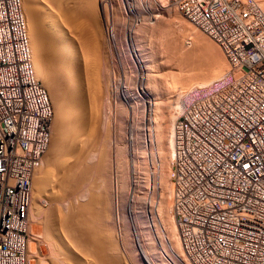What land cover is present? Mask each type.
Listing matches in <instances>:
<instances>
[{
  "label": "built area",
  "instance_id": "built-area-1",
  "mask_svg": "<svg viewBox=\"0 0 264 264\" xmlns=\"http://www.w3.org/2000/svg\"><path fill=\"white\" fill-rule=\"evenodd\" d=\"M231 71L195 89L172 126L170 210L187 264H264V10L167 0ZM53 107L35 76L22 0H0V264H30L32 179Z\"/></svg>",
  "mask_w": 264,
  "mask_h": 264
},
{
  "label": "rangeland",
  "instance_id": "rangeland-1",
  "mask_svg": "<svg viewBox=\"0 0 264 264\" xmlns=\"http://www.w3.org/2000/svg\"><path fill=\"white\" fill-rule=\"evenodd\" d=\"M42 1L43 0H41V2ZM159 1L160 0H156V1L155 0H95L94 11L99 12L98 15L99 17H101L96 23L92 18L88 17V15H86V17L82 16V18L79 17V19L75 23L76 25L72 23L71 24L69 23L67 25V23L64 22L65 20L63 19L59 20L60 18L58 16H57L58 19L57 17H55L56 22H58L61 28L65 29L69 33H72L73 35L72 37H74L73 38L74 50L75 52L79 53V55L81 54V56L79 57L81 63L80 65L83 66V69L87 68L88 72H90V75L91 74L95 75L96 73L94 77L91 75L90 78L92 77V79H95V77H97L94 80L97 89L96 92L99 91L98 92L99 94L98 93L97 94L101 95V93H103L106 90V85H108L109 83H112L113 85L112 86L113 89L111 88L113 92L112 94L113 97H111L110 99L107 98L104 99L105 101H103L102 105H100V109H98L100 110V112L98 111L99 112L98 114L100 113L101 114L98 115L99 116L98 117L99 119L97 118L98 123L95 126L94 130H89L88 128L84 129L83 133H81V135L79 136L81 139L78 137L79 141H77L76 144H73V149L67 156L68 160H66L67 162L65 164L67 165L68 163L70 165L69 169L72 172L74 171L75 168L74 163L79 159L82 160L79 163V166L80 165L81 166L78 168V169L80 168L82 169L81 171L78 170L80 172H76V174L78 173L77 178L81 179V180L79 179V181L81 183L84 182L83 185L81 186L82 188L77 187L75 190L72 189L68 191V193H65L63 195H62V189H60L61 188L60 181L62 178L61 176H63L61 171L62 169L56 167V165L54 164H47L46 162L47 157L50 156V152H52L53 149L52 135L54 133V123H55L54 118H56L55 117L56 108L54 107L55 104L53 103L54 102L53 99H51L52 96L51 94H49L50 92L39 81L45 87L53 107V120L51 125V132L53 133L52 135H50L51 136L50 137L51 143L49 142L50 148L46 154V157H43L45 160L43 164L40 166V168H38V170L34 172V175L36 177L33 176L34 177L33 179L36 180L38 176H41L44 173L45 174L49 173L51 177L50 178L51 185L50 187H47L45 189L44 188L38 189V185L36 184V181L33 182L32 180V195L34 194V197L38 199L35 200L43 212L45 211V213L48 212L50 214H52L53 212V214L56 215L58 214L57 215L58 220L61 218L62 214L70 213L73 208H77V207L79 208L80 205L82 207L88 203H91L90 199L94 204L97 201V199H98L97 203L98 202L101 203L102 200L101 203L102 206L100 207L101 208L103 207L104 209L103 208L102 209L103 210L106 209V211L108 212L101 210L103 214L102 216H100V218L102 221L104 219L105 221L103 222L108 224L107 225L105 224L104 227L103 226L104 223L100 220L98 224L99 226L101 225L102 226L100 228L98 226L97 228L99 229L103 228V229L101 231L99 230L98 233L105 230L103 232L104 233L106 232L105 235L108 236L107 238H109L107 240L108 241L107 249H109V246H110L109 250L111 249L113 250L115 247L119 248L118 255H115L112 252L114 256L111 254V256L113 257L111 256L110 257L113 259L109 258L110 259L109 262L110 263L112 262L111 264H113L114 262H115L114 264H149L150 259L148 258L149 257L148 252L146 254V250H143L144 249L143 244L140 243L141 241L139 240L140 233H138L139 231L136 225L138 224V219L134 214L136 212L141 213L140 211H142L141 208L142 201H146L147 203L148 215L150 216L153 227V232L150 238L152 237L151 239H154L153 244L154 246L156 245L155 248L158 252L159 260L161 264H171L166 258L171 254L173 255L175 254L173 253V250L172 251L170 250L171 246L169 248L167 244V242L170 243L169 234H168L169 228L167 226L174 225V227H176L174 220H172L174 218L170 210L171 183L169 179V172L171 167L170 166L171 158H169L170 156L168 152L171 150L170 148H168V145L165 147L167 149H164L160 144V142L157 140V138H155L154 133H152L153 134L152 136L150 135L149 137L150 139L148 138L149 142L147 147L145 146L144 147L145 149H141V148L139 149L136 145V141H135L136 139H134L135 137L133 135L134 134L133 126L135 125L136 120H138V118L142 116V112L145 110L144 107L145 97L138 88V83L135 78L136 75L134 74L133 69L130 68L132 65L133 67L136 68L138 67L137 55H136L137 53L136 52L134 53L135 45L133 44V36H134L133 32L136 28L135 27L136 25L140 26V24L138 23L139 21L138 19L140 17L142 19L149 18V21H152V16L154 14L160 15L159 17L156 18L157 21L159 22V24H162V26L166 25L165 26L166 30H170L168 29L170 28L169 25L170 22L169 21L166 22V21L168 18H171L172 15L168 14L166 10H169L172 7H169L167 5L166 3L167 0H165V2L163 1L159 2ZM258 1L260 2V0ZM262 1L264 2V0ZM43 2L46 4L45 5L44 3H41L43 7L45 8H47L48 6L51 7L50 5H48L49 2H47L46 0ZM103 3L107 8L106 13H104L105 9ZM131 3L133 4L132 6L133 9L129 8V5ZM161 3L162 5H160ZM163 5L167 6V8L162 7L165 8L166 10L161 9V6ZM23 9H24V4H23ZM178 14L182 17V19L186 21L188 25L190 24L189 26H191L194 30L199 32L196 35L186 36L185 50L188 49V51H190L192 56L195 58V61L197 62L199 61L200 66L202 65L201 66L202 69L201 67L200 69L203 71L206 70L207 72L218 73L222 70L221 62L223 59H225L224 61L227 63L228 71L229 70L231 71L229 63L227 62L224 53L222 52L219 45L216 42H214L212 39H210L207 35H205L200 30H198L194 25H192L180 12ZM26 24L28 23L26 22ZM39 24L42 25V23ZM148 27L150 29L148 28L147 32L146 30L145 31L142 30V32L139 33L141 36L140 39L142 41L143 48L145 47L144 50H147L146 51L147 56L148 57L150 56L149 60H151L150 62L151 65H156L160 57L157 51L158 49L157 45L160 44L161 42L160 39L162 38L163 33L160 32L161 33L160 35L159 31H157L158 27L155 26L154 27L148 26ZM98 28H101L103 31H105L104 33H106L105 37L107 39V43L104 44L105 47L103 46L104 47L103 50L105 48L106 49L105 51L101 49L102 54L101 52L100 54H98L99 51L95 52L94 50H92L93 52L97 53V54L93 53L94 54L93 55L91 54L92 52L88 53L86 48L87 45H90L91 47L93 46L91 45L92 42L91 37L93 33L97 32L95 30H99ZM101 29L99 30L100 32ZM151 29L153 30L151 31ZM108 30L110 31L113 30V32L115 33L114 38L109 35ZM166 33H168V31L164 32V37L166 40H168V38L171 39L173 37L170 36L171 35L170 33L168 34ZM172 33L178 35L180 33V30L176 27V29L174 30L172 29ZM120 35H122L123 39L125 40L122 50L119 47V41L121 38ZM30 36H31V30H30ZM83 42H85L86 44L85 43L83 44ZM75 47H77V49H75ZM86 53L87 56L89 55L92 61L89 60V57L85 58ZM97 55L99 57L101 56V58H99ZM125 55L127 56L125 57ZM95 56L99 60H97ZM94 57L96 58V60H94ZM128 57L130 60L127 59L128 61L127 62L124 59ZM88 62L89 65L93 64L92 65L93 68H91L89 65H88L89 68L87 67L86 63ZM94 68L97 69V72ZM93 70L95 73L92 72ZM124 86H132L133 88H135L138 98L137 96L136 98L133 96V93L135 95V92H133L131 96L124 93L122 88ZM171 86L172 84L170 85L164 84L163 86L160 85V94H161V97L159 98L160 100L163 101L164 99H168V100L171 99V94L169 95L168 93H170V90H173L172 93H175L177 90L176 87L174 86L171 87ZM97 87H100L101 90H99ZM116 88L119 89L117 90ZM102 89H104V91ZM117 91L119 93H116ZM123 93L125 94V96ZM171 100H174V98ZM152 120L155 122L153 116H152ZM172 124H173V119H172ZM151 126L158 129L155 123L152 124ZM123 145H124V150L122 148ZM85 146L88 147L85 148ZM125 146L128 147V157L127 155H124L126 154L124 153L126 151ZM120 152L123 153L121 154ZM138 152L139 153L142 152L141 154L144 153V159L138 160V158H136L135 159L136 165H134L133 164L134 154H138ZM83 174H85L86 176H84ZM123 175H125L124 176L125 178L123 177ZM128 177L130 178V187L127 189L122 183L123 180H125ZM136 178L137 180H140L141 183L143 182V185H140L139 188L137 187ZM36 191L39 193V195ZM87 193L90 195H88ZM93 197L94 199L96 198L95 202L94 199H92ZM97 203L96 205L99 204ZM103 203H105L106 208L105 206H103L104 205ZM33 204H34V198H33ZM118 208L122 212H119ZM110 213L113 215H111ZM107 214L109 215V217ZM57 216H55V219ZM106 218L109 219V221H107ZM45 220L46 217H44V214L37 217L36 219L30 217V221H31V223L29 222L31 224L30 225L31 228H29V230L31 229L30 233L35 232L33 230H36V232H38L37 230L40 231L42 229H46L45 227L47 226ZM112 220L113 222L114 221L115 222L113 223ZM107 230H109V232ZM44 231L45 230L40 231V233L42 232L41 233L42 238L40 237L37 238L36 240H34L33 237L31 236L32 234H30L29 247L30 248L34 247L36 253L31 256L30 248H29L30 264H51L50 257L58 253L56 251V249H58V246L55 245L56 247L55 248L50 241L45 239L46 237L43 235ZM101 234H100V237H102L101 239L106 240V236L104 234L102 235ZM103 237H105V239ZM114 244L116 245L115 247ZM161 244L165 245L164 255L162 254L163 251L161 252V249H159L162 248ZM86 259H87V263L90 262L87 256L83 258V260ZM175 260L177 264H187L185 262L186 260H183V262H180L176 258ZM89 264H91V262Z\"/></svg>",
  "mask_w": 264,
  "mask_h": 264
},
{
  "label": "bare ground",
  "instance_id": "bare-ground-1",
  "mask_svg": "<svg viewBox=\"0 0 264 264\" xmlns=\"http://www.w3.org/2000/svg\"><path fill=\"white\" fill-rule=\"evenodd\" d=\"M43 1L41 2V0H23L22 5L24 4V9L26 12L25 13L23 9L24 16L26 14L25 19L27 18L26 22L28 23L27 24L28 36H30V30H31V36L29 37V40H30V47H31L32 62H34L33 67H35L34 68L35 76L50 92L49 94H51L52 96L51 99H53L54 101L53 103L55 104L54 107L56 108V111H55L56 118H54L55 120L54 133L51 132L50 134L52 135L53 133L52 135L53 149H52V152H50V156L47 157L46 162L47 164H54L56 165V167L62 169L61 171H62L63 176H61L62 178L60 181V187H61L60 189H62V195H63L65 193H68V191L72 189L75 190L77 187H81L84 183V182L81 183L79 181L80 178L79 179L77 178L78 173L76 174V172H80L82 169V168L78 169L81 166V165L79 166V163L82 160L79 159L74 163L75 168L72 167L74 168V171L72 172L69 169L70 165L68 163L67 165L65 164L67 162L66 160H68L67 156L72 151L73 144H76V142L79 141L78 140L80 138L79 136L81 135V133H83L84 129L88 128L89 130H94L95 126L98 123V120H97V118L99 117L98 115L101 114V113L98 114L100 112V110H98L100 109V105H102L103 101H105L104 99L106 98L110 99L111 97H113L112 95L113 85L112 83H109L108 85H106V90L104 91V89H102L104 92L101 91L103 93H101V95H98L99 91L96 92L97 89H96V84L94 82V80L97 77H95V79H92V77L90 78L92 74L90 75V72H88V69L87 68L83 69V66L80 65L81 63H80L79 57L81 56V54L79 55V53L75 52L74 50V47H73L74 37H72L73 36L72 33H69L65 29L61 28V26L55 20V17L58 16L60 18L59 20L61 19L65 20L64 22H66L67 25L69 23L76 25L75 23L77 22L79 17L82 18V16L86 17V15H88V17L92 18L94 22L96 23L101 17H99L98 15L99 12L94 11L95 0H46L47 2H49L48 5L51 6V7L48 6L50 9L48 7L47 8L43 7V5L41 4V3H44ZM162 1L165 2V0H160L159 2H162ZM257 2L260 4L262 9L264 10V2L262 0H260V2L257 0ZM160 5H162V3ZM103 6L105 9L104 13H106L107 8L104 3H103ZM132 6L133 4L131 3L129 5V8L133 9ZM162 7L167 8V6H164V5L161 6V9H165ZM166 11L168 12V14L172 15V17L168 18L166 21V22L168 21L170 22L169 24L170 28H168L170 30H166V27H165L166 25L162 26V24H159V22L156 19L157 17L160 16L158 14H154L152 16V21H149V18L142 19L140 17L138 19L139 20L138 23L140 24V26L136 25L135 26L136 28L133 32L134 34L133 44L135 45L134 53L135 52L137 53L136 55H137V62H138L137 66L138 67L136 68V67H133L132 65L130 68L133 69L134 74L136 75L135 78L138 83V88L145 97V100H144L145 110L142 112V116L138 118V120H136V123L133 126V131H134L133 135L135 137L134 139H136L135 140L136 145L139 149L140 148L145 149L144 147L145 146L147 147L148 142H149L148 140L150 139L149 138L150 135L152 136L153 135L152 133H154L155 138H157V140L160 142V144L162 145L164 149H167L165 147L168 145V148H170L171 150L168 152L170 156L169 158H171L172 160L173 158L172 119L174 122L177 114L180 113V111L182 110L184 106V103L190 99L191 94L195 89L209 87L216 81L224 80L226 76L228 75V73L230 72V70L228 71L227 63L224 61L225 59L223 58H222L223 60L221 59L222 60L221 62L222 70L220 72L214 73V72H207L206 70L205 71L201 70L202 65L200 66L199 61L198 62L195 61V58L192 56L191 52L188 51V49L185 50L186 49L185 47L186 36L196 35L199 32L194 30L191 26H189L190 24L188 25L186 21L182 19V17L178 14L179 12L175 8H171ZM39 23H42V25H40ZM148 26L158 27L157 31H159V33L160 32L163 33L162 38H161L162 40L160 39L161 42L160 44L157 45V48H158L157 51L160 57L158 56L159 59L156 65H151L150 63L151 60H149L150 56L149 57L147 56L146 54L147 50H144L145 47L143 48L142 41L140 39L141 36L139 33L142 32V30L144 31L146 30L147 32L149 28ZM176 27L180 30V33L178 35L177 34L175 35V33H172V29L174 30L176 29ZM98 29L100 30L101 28H98ZM153 29H156V28H153ZM153 29H151V31ZM99 30H95L97 32L93 33L91 37L93 43L90 41L91 39L89 40L91 42V45L93 46L91 47L90 45H87L86 49L88 53L92 52L91 54H93L99 51L98 54H100V52L102 54L101 49L103 50V48L105 47L104 44L107 43V39L105 37V34H106L104 33L105 31L101 29V32H100ZM167 31L168 33L171 34L170 35L171 37L173 36L172 38L170 37L171 39L168 38V40H166L164 37V32H167ZM108 33L111 37L114 38L115 33L113 32V30L111 31L108 30ZM173 34L175 35V37ZM120 37L121 38L119 41V47L122 50L125 40L123 39L122 35H120ZM84 43L85 42H83V44ZM75 49H77V47H75ZM105 49L103 51H105ZM92 50H94L95 52H93ZM126 56L127 55H125V57ZM87 57H89V55L87 56V53H86L85 58ZM95 57H94V60H96L97 58ZM99 58H101V56ZM127 59H129V57L125 58L124 60L127 61ZM89 60L92 61L90 57H89ZM97 60L99 59L97 58ZM197 63L199 64V66ZM86 64L88 68L89 66L93 68L92 66L93 64L89 65V62ZM94 69L97 72V69L96 68ZM92 72L95 73L94 70ZM95 75L93 74L92 76L94 77ZM97 76H98V73H97ZM164 84L166 85L172 84V86L177 88L176 90L173 87L176 90L175 93H172L173 90H170V93H168L169 95L171 94V99L174 98V100L170 99L171 100L170 101L168 99H164L162 101L159 99L161 97L160 85L163 86ZM97 88L101 90L100 87H97ZM122 88H123L124 93L130 96L132 95L133 92H135V95L133 93V96L136 98L137 94H136L135 88H133L132 86H124ZM116 89L118 90L119 88H116ZM116 93H119V92L117 91ZM172 95H173V98H172ZM152 116L155 122L152 120ZM154 123L157 125L158 129L151 126ZM50 143H51V138H50ZM87 147L85 146V148ZM49 148H50V144L43 157H46V154ZM122 148L124 150V145L122 146ZM125 149L126 151L124 153L126 154L124 155H127L128 157V147L125 146ZM141 153L138 152V154H134V160H133L134 165H136V161H135L136 158H138V160L144 159V153L143 154ZM44 160L45 159L43 158L41 165L43 164ZM38 168L36 170H38ZM42 175L38 176L36 180L32 179L33 182L36 181V184L38 185V189L39 188L45 189L47 187H50L51 185V181H50L51 177L49 173H46V174L44 173ZM83 175L86 176L85 174ZM33 176L35 175L33 174ZM124 176L125 175H123V177ZM136 183H137L138 188L140 185H143V182L141 183L140 180H137ZM122 184L125 186V188L128 189L130 187V178L128 177L125 180H123ZM33 198H34V204H33ZM35 199L37 198L34 197V194H33L32 199H31L30 210H29V222L31 223L30 217H33L36 219L37 217L43 214H44V217H46L45 221H46L47 227H45L46 229H42L40 231L45 230L43 234L46 237L45 239L50 241L51 244L54 245V247L55 245H57L58 249H56V251L59 253V254L56 253L57 254V255L55 254L56 256L52 254L54 256L50 257L51 264H89L90 262L91 264H111L112 263V262L110 263L109 260L113 259L111 258L114 256L113 254L118 255L119 248H116L115 247L116 245L114 244L115 248L113 250L111 249L112 251L109 250L110 246H109V249H107V244H108L107 240L109 238H107L108 236L105 235L106 232L105 233L103 232L105 230L102 231L103 233L102 232L98 233L99 230L101 231L103 229V228L99 229L102 225L99 226L98 224L101 220L100 216H102L103 214L101 210L104 209L103 207H102L103 209L100 207L102 206L101 204L102 200H101V203L98 202L100 204L99 205L97 203L98 199L95 202L96 198L94 199L93 197L92 199H94L95 204L90 199L91 203H88L82 207L80 205L79 208L78 207L73 208L70 213L62 214V215L60 214L61 218L58 220L57 219L58 214L57 215L53 214V212L52 214L48 212L45 213V211L43 212L42 209L37 204ZM96 203L99 205V207L98 205H96ZM55 204H58V203H55ZM103 204H104L103 206H105V203ZM141 208H142V211H140L141 213L139 212L134 213L138 219V224L136 225L138 227V231H139L138 233H140V236H139L140 237L139 240L141 241L140 243L143 244V248H144L143 250H146V254L148 252V256H149L148 258L150 259L149 264H152V263L161 264L159 260L158 252L155 248L156 245L154 246L153 244L154 239H151L152 237L150 238L153 232V227H152L150 216L148 215L146 201L141 202ZM103 211H106V209ZM118 211L122 212L119 208H118ZM105 213H104V216H105ZM151 215H152V212H151ZM55 216H57L56 219H55ZM106 220L109 221V219L107 218ZM103 221L105 220L103 219ZM30 223H29V228H31ZM103 223H104L103 226L105 224L106 225L108 224L105 222ZM98 226L99 228H97ZM167 227L169 228L168 234H169V241H170V243L167 242V244L169 248L171 246L170 250L171 251L173 250V253L175 254L174 255L171 254L168 257L166 256L167 257L166 259H168V261L171 264H177L175 258L178 259L180 262H183V260L185 259L183 257V253L181 250L176 227H174V225H169ZM33 231L35 232H31L30 234H32L31 236L33 237L34 240L42 236L41 234L42 232L40 233L39 230H37L38 232H36V230H33ZM107 231L109 232V230ZM101 233L106 236V240L101 239L102 238L100 237ZM103 238L105 239V237ZM29 245H30V242L28 243V256H29V248H30ZM164 246H165L164 244L163 245L161 244L162 248H159L161 249V252L163 251L162 252L163 255L165 253ZM137 247H138V244H137ZM157 247H158V244H157ZM30 254L31 256L33 254H36L34 247L30 248ZM111 254L113 256H111ZM83 255L84 257L87 256L90 262L87 263V259L83 260L84 258Z\"/></svg>",
  "mask_w": 264,
  "mask_h": 264
}]
</instances>
